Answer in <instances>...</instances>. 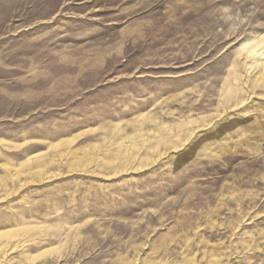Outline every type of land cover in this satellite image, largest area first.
<instances>
[{
    "label": "rangeland",
    "instance_id": "374dc122",
    "mask_svg": "<svg viewBox=\"0 0 264 264\" xmlns=\"http://www.w3.org/2000/svg\"><path fill=\"white\" fill-rule=\"evenodd\" d=\"M0 264H264V0H0Z\"/></svg>",
    "mask_w": 264,
    "mask_h": 264
}]
</instances>
